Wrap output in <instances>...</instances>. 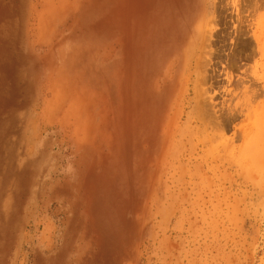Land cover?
Returning <instances> with one entry per match:
<instances>
[{"label": "rangeland", "instance_id": "obj_1", "mask_svg": "<svg viewBox=\"0 0 264 264\" xmlns=\"http://www.w3.org/2000/svg\"><path fill=\"white\" fill-rule=\"evenodd\" d=\"M250 1L0 0V264H264Z\"/></svg>", "mask_w": 264, "mask_h": 264}, {"label": "bare ground", "instance_id": "obj_2", "mask_svg": "<svg viewBox=\"0 0 264 264\" xmlns=\"http://www.w3.org/2000/svg\"><path fill=\"white\" fill-rule=\"evenodd\" d=\"M179 1H181V0H176V3H179ZM189 1H190V6H191V3L194 4V0H184V3L187 4ZM199 1H200V3H203L205 0H199ZM249 1H250V0H249ZM251 1H252V0H251ZM251 1H250V2H251ZM258 1H259V0H258ZM256 2H257V1H256ZM260 2H261V1H260ZM257 3H258V2H257ZM250 6H251V4H250ZM203 31H204V30H203ZM196 32H198L197 29H196ZM205 36H206V35H205ZM210 36H211V35H210ZM209 38H210V37H209ZM190 39H191V37H190ZM195 39H196V37H195ZM192 41H193V40H192ZM194 42H195V41H194ZM197 44H198V43H197ZM192 45H193V44H192ZM192 45H191V46H192ZM204 47H205V46H204ZM200 54H201V53H200ZM12 183H13V182H12Z\"/></svg>", "mask_w": 264, "mask_h": 264}]
</instances>
